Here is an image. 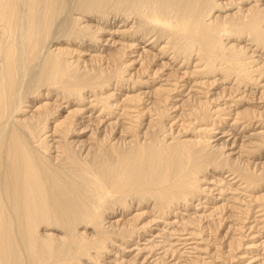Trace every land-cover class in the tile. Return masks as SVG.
<instances>
[{"label": "bare ground", "instance_id": "bare-ground-1", "mask_svg": "<svg viewBox=\"0 0 264 264\" xmlns=\"http://www.w3.org/2000/svg\"><path fill=\"white\" fill-rule=\"evenodd\" d=\"M260 230L264 0H0V264H232Z\"/></svg>", "mask_w": 264, "mask_h": 264}, {"label": "rangeland", "instance_id": "rangeland-1", "mask_svg": "<svg viewBox=\"0 0 264 264\" xmlns=\"http://www.w3.org/2000/svg\"><path fill=\"white\" fill-rule=\"evenodd\" d=\"M258 125H259V124H258ZM255 126H257V125L255 124L254 127H255ZM223 177H225V176H223ZM212 180H213V179H212ZM210 187L213 188V189H211V190H212V191H211V194H212L213 196H215V197L217 196L219 199L222 197L221 201H218L219 203H217L216 206H217V207H220V205H221V203H222V204H224L223 206L225 207V209L223 210L224 212L222 211L223 213H221V215L223 214V215H222V218H224V219H223V220H224V222H223L224 224H222V226H221L222 229L220 230V234L224 235L225 232L227 231V229H229V227H230V229L232 228V224H233V223H236V224L238 225V226H237L236 224L233 225L234 228L237 227L236 229L241 228L242 226L239 227V225H240V224L242 225V223L246 226V228H248V225H249V227L251 226V224L253 223V220H254V219L252 220V219H249V217H248L247 220L245 221L244 219H245L246 217L244 218L243 215L240 216V213H238L239 211L237 210V209L242 208L243 206L241 207V206H239V205H240L239 203H238V205H237V201H234V202H233V201L231 200V197H234L235 199H239V201H240V200H241V201H244V200L246 199V198H243V197H244V196H243L244 193H242L241 191H239L240 193L238 192V194H235V193H234V195H231L232 192H231V194H229L230 191H227V192H225L224 194H222V196L219 197V196H218V193H217V190H218L217 188H218V186L215 185V184H213V185L211 184ZM235 188H236V187H235ZM216 189H217V190H216ZM233 190H234V189H233ZM212 192H213V193H212ZM227 194H228V195H227ZM240 194H241L242 196H241ZM225 195H226V196H225ZM227 198H228V199L230 198V199L228 200ZM223 199H224V200H223ZM226 199H227V200H226ZM235 199H234V200H235ZM243 199H244V200H243ZM245 201H247V199H246ZM203 202H204V201H203ZM228 202H229V203H228ZM225 203L229 204L230 207H231V205H232V206L234 205L235 207H236V206H237V207L239 206V208H236V211H237V214H239L238 216L240 217L241 222H242V220H244L242 223H239V221H240L239 217H237L239 220H238V219H235L236 217H233V216H237V215H236V212H234L235 210L232 211L231 208H229V205H227V204H225ZM230 203H231V204H230ZM197 204H198V203L195 202L194 205H197ZM198 207H199V206H198ZM226 207H228V208L231 210V212H230V210H228V208H227V211H226ZM235 207H234V208L232 207V209H235ZM243 209H244V208H242V209H240V210H243ZM198 211H199V210H198ZM229 212H230V213H229ZM191 213H192V212H191ZM228 213H229V214H228ZM233 213H234V214H233ZM254 213H255V212H254ZM224 214H225V215H224ZM231 214H232L233 216H232ZM226 215H227V217H226ZM230 215H231V216H230ZM223 216H224V217H223ZM255 216H256V213H255V215H254V218H255ZM225 217H226V218H225ZM228 217H231V218H234V219H233V220H229V219H231V218H228ZM256 217H257V216H256ZM243 218H244V219H243ZM225 219H226V220H225ZM227 219H228V222H227ZM247 221H248V222H247ZM250 221H251V222H250ZM244 222H245V223H244ZM249 222H250V223H249ZM204 223H205V221H204ZM204 223H203V225H204ZM226 223H227V225H225ZM229 223H230V224H229ZM224 225H225V226H224ZM228 225H229V226H228ZM226 226H227L228 228H226ZM153 227H154V226H153ZM153 227H152V228H153ZM251 227H253V226H251ZM254 227H255V226H254ZM152 228H151V229H152ZM234 228H233V229H234ZM257 228H260V227H257ZM257 228H256L255 230H252V231H248L247 229L244 228V229L242 230L243 233H242L241 235L246 234L245 236L248 235V236L250 237L251 234H252V237H253V235L255 236V234H257V231H256V230H258ZM222 230H223V231H222ZM224 231H225V232H224ZM232 231H233V232H232ZM247 231H248L250 234H247V233H248ZM227 232H228V233H231V232H232V234H228V233H227L228 236H232V235L235 236V237H236V236H239V231H238V233H237L235 230H230V231H227ZM235 232H236V234H235ZM233 233H234V234H233ZM260 233H261L262 235H261V234H260V235L258 234V235H259V236L257 237L258 239L255 238V241H254V242H255L256 244H259L261 240H263V241H261V243L259 244L260 246L257 245L256 251H255V250H249L250 252L247 251L245 254H240L241 256H242V255H243V256H246V257L244 258V260L241 259L240 261L238 260V261H239V262H238L237 259H236V260H234V261L232 262V264H247V261H248V264H255V263H253V261H250L251 258H254V257L256 258V255L259 256V255H261V254L263 253V252L261 251V249H262V245H261V244L264 243V230H262V232H261V230H260ZM248 236H247V237H248ZM260 236H261V237H260ZM249 237H248V238H249ZM250 239H251V238H250ZM250 239L244 238V240H245L244 243H245V244L248 243ZM244 240H243V241H244ZM247 240H248V241H247ZM198 242H199V241H198ZM257 242H258V243H257ZM142 243H143V242L139 243V245H144V244H142ZM222 243L224 244V245H223V248H224V247H225V243H226V244L228 243V239L225 238V240H224ZM199 245H200L199 248H201V250H202V253L200 254V255H202V256H201L200 258H203V257H204V258H203L204 261H206V262L209 261L208 263H211V262H212V264H215V263H216V264H220V262H217V261H215L214 263H213V261L210 262L209 258H207V256L205 255V253H206L205 248H207V247H204L202 243H200ZM141 247H143V246H141ZM202 247H204V248H202ZM260 247H261V248H260ZM242 248H244V247H242ZM242 248H241L239 251H242ZM258 248H260V250H259ZM203 250L205 251V253H203ZM209 250H210V249H209ZM211 251H212V249H211ZM239 251H238V253H239ZM207 252H208V251H207ZM238 253H237V255L239 256ZM252 253H253V254H252ZM129 254H130V253H129ZM129 254L127 253V255H129ZM207 254H208V253H207ZM254 254H255V255H254ZM249 256H250V257H249ZM239 257H240V256H239ZM248 257H249V259H248ZM139 258H140V257H139ZM261 258H262V257H261ZM181 259L186 260V259H184V258H181ZM258 259H259V257H258ZM242 260H243V262H242ZM150 261H151V260H150ZM181 263L184 264L183 262H181ZM181 263H180V264H181ZM188 263H189V262H188ZM258 263H259V262H256V264H258ZM189 264H192V263H189ZM195 264H198V262L195 263Z\"/></svg>", "mask_w": 264, "mask_h": 264}]
</instances>
